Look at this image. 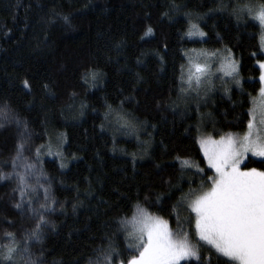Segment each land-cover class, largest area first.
<instances>
[{
	"label": "trees",
	"instance_id": "16d2710c",
	"mask_svg": "<svg viewBox=\"0 0 264 264\" xmlns=\"http://www.w3.org/2000/svg\"><path fill=\"white\" fill-rule=\"evenodd\" d=\"M260 4L264 0H0V106L7 103L27 122L34 146L59 137L73 157L66 170L42 159L57 203L46 214L42 240L28 242L31 259L89 264L107 247L106 236L121 243L119 221L136 204L195 241L185 197L198 188L200 174L182 169L176 158L210 175L197 138L246 128L264 53L258 22L246 14L238 22L234 12ZM195 15L203 39L187 35ZM148 26L154 35H145ZM198 48L231 49L241 86L181 100V65ZM85 69L102 74L95 86L81 79ZM111 112L132 121L134 133L117 134ZM16 144L13 126L0 127V171H9ZM13 186L0 182V245L8 242L5 231L14 232L22 250L35 224L25 226L27 218L13 207ZM201 252L207 255L206 245ZM28 258L20 251L15 260Z\"/></svg>",
	"mask_w": 264,
	"mask_h": 264
},
{
	"label": "snow or ice",
	"instance_id": "6c2138e0",
	"mask_svg": "<svg viewBox=\"0 0 264 264\" xmlns=\"http://www.w3.org/2000/svg\"><path fill=\"white\" fill-rule=\"evenodd\" d=\"M234 14L238 22L241 15L246 14L264 25V4L245 5L235 10ZM62 19L68 22L67 16ZM145 35H154L151 26L146 28ZM187 35L204 37L206 33L197 24H191ZM201 56L204 62H199ZM188 61L187 69L184 65L180 69L182 93L196 92L199 95L200 89L205 88L206 94L213 86V78L224 84L226 93L229 91V82L241 86L239 63L234 59L231 49L225 48L223 54L219 50L199 53L195 58L189 56ZM213 62L218 65L219 75L212 72ZM257 63L260 70L259 119L255 114L254 98V108L248 113V130L243 135L226 132L218 139L212 135L197 138L196 143L207 169L211 170L210 175L199 164L176 158L182 169L195 167L200 174L198 188H190L185 197L189 212L187 222L194 228L197 242H191L190 232L183 229L174 231L168 220L136 204L132 217L119 221L118 231L126 234L124 252L119 250L111 237L106 236L107 247L98 249L96 258L90 259L89 264H181V261L191 259L200 264H213V257L217 264H264V58L258 59ZM101 78L102 74L94 69H85L81 76L85 84L91 82L93 86ZM22 86L31 90L28 79L23 80ZM44 87L47 89L48 85ZM0 120L3 121L0 127H4L7 122L14 123L19 132L15 155L10 161L11 171H0V182H13V207L26 216L30 214L29 218L36 222L35 227L24 234L22 250L14 232L3 233L8 242L0 245V264H16L15 257L20 251L29 256L25 264H44L39 257L31 259L28 247V242L42 240L43 229L49 226L45 213L55 211L57 203L51 192V184L40 167L43 146L35 150V160H30L25 155V152H31V134L27 122L7 103L0 106ZM120 121H123L121 127H132L124 116L118 118ZM48 154H51L50 147ZM253 163L260 166L251 167ZM40 189L43 190V200L38 207H34ZM5 222L9 225L12 223ZM205 245L206 256L201 252Z\"/></svg>",
	"mask_w": 264,
	"mask_h": 264
},
{
	"label": "rangeland",
	"instance_id": "374dc122",
	"mask_svg": "<svg viewBox=\"0 0 264 264\" xmlns=\"http://www.w3.org/2000/svg\"><path fill=\"white\" fill-rule=\"evenodd\" d=\"M198 18H199V16L197 17L196 15L190 17L189 27H190L191 24H197L199 26V28H200V25H199V22H198ZM257 22H258L259 27H260V44H261V50H262V38H264V25H261L259 23V21H257ZM200 30H201V28H200ZM189 37H197L199 39H203L204 38V37H200V36H197V35H193V36H189ZM214 51H217V50H211L210 51V50H206L204 48H198V49L189 50L186 53L187 54V56H186V63L184 65L185 66V69H187L188 64H189V61H188V57L189 56L195 58L197 56V54H199V53H211V52H214ZM219 51L223 54V50H219ZM262 52L264 53V50H262ZM199 62H204V57L201 56L199 58ZM217 67H218V65L215 62H213L212 63V72L215 73L216 75H219V73L217 72ZM239 78H240V80L242 82L241 77H239ZM225 79H228V78H225ZM227 87L230 89L231 87H237V86L234 83L229 82V84L227 85ZM224 88H225V86H224V84L220 80H217V79L213 78V86L211 87V90L207 91L206 94H205V88H201L199 95H197L196 92H189L188 94H185V93H182L181 92V98L180 99L181 100H186V99H189L191 97L204 99L205 97L213 94L214 91H221V92H224L225 93ZM254 98L256 100L255 114L257 115V119H259V111H260V106H259V91H258L257 95ZM254 98H253V100H254ZM253 108H254V104H253V101H252V104H251L250 109H253ZM119 117H121V115L118 114V113H116V112H111L109 114L108 120L111 119V121L109 122L110 127L111 128H114L115 131H116V133L119 134V135H121V134L124 135V136H130V135H132L134 133V128H133L132 121H130V120L127 119L130 122V124L132 125V127H130V128H123V127L120 126L121 123H123V121L118 122V118ZM249 119H250V117H249ZM0 122H3V121L0 120ZM8 125H12L13 128L16 130L17 143H18L19 142V132H18V129H17L16 125L14 123H10V122L5 123V126H8ZM247 130L248 129H247V126H246V128L242 132H238V133H234V134L243 135ZM202 135H205L206 136L207 134H202ZM214 138L218 139L219 136L218 137H214ZM41 146H43V150H42V152L40 154V161L41 162L43 161L42 159H46V158L47 159L48 158L55 159L57 161L60 169L61 170H66L68 168V166L70 165V163L72 162V160H73V157H70V156H68L65 153V151H64V144H63V142H61V140H60L59 137H56V138L55 137H53V138H47V140L44 143H42L41 145H39V146H34V144L32 143V139H30L29 147L31 148V152H25V155L28 156L30 158V160H35V150L37 148H41ZM49 147L51 148V154H48V148ZM57 153H59V155H57ZM201 155H202V153H201ZM41 164L42 163H40V167H41ZM62 164L65 165V166L64 167H61ZM41 169H42V167H41ZM9 171H11V165H10ZM41 182L44 183L43 180ZM12 200L14 201L13 197H12ZM42 200H43V190L40 189L39 190L38 197H37V200L34 201L33 206L34 207H38L39 206V202H42ZM20 213H21V216L27 218V224H25V226L33 227V225L36 222L29 218L30 217V214H28V216H26L21 211H20ZM133 213H134V209H133L132 214L130 216H128V217H125V218L130 219L132 217ZM150 213H152L153 215L160 216V217H162L165 220H168V219L164 218L163 216L158 215V214H156L154 212H150ZM46 214L47 213H45V218H46ZM125 235L126 234L121 231L120 237H121V240L122 241H121L120 244L118 242L115 243V245L119 248V250L122 253L124 252V249H125V239H124ZM194 236H195V241L197 242V238H196L195 232H194ZM192 240L193 241H191V242L193 244H195L194 239H192ZM182 262H184V261H181V263ZM16 264H18V262H16Z\"/></svg>",
	"mask_w": 264,
	"mask_h": 264
}]
</instances>
